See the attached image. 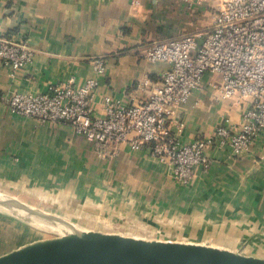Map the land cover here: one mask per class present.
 <instances>
[{
    "label": "crops",
    "instance_id": "1",
    "mask_svg": "<svg viewBox=\"0 0 264 264\" xmlns=\"http://www.w3.org/2000/svg\"><path fill=\"white\" fill-rule=\"evenodd\" d=\"M165 1H144L133 9L128 0H0V40L20 38L37 49L15 77L0 63V98L44 92L70 77L82 82L94 75L97 58L106 68L99 94L122 96L145 74L158 81L167 66L143 60L136 48L172 36L161 27L163 21L169 24V12H184L185 5ZM203 80L202 91L175 109L184 141L210 134L225 114L239 119L236 101H216L211 76ZM208 155L209 172L198 170L192 185L185 186L146 150L125 148L105 161L69 126L13 117L0 101L1 192L46 198L69 212L78 205L96 226L122 224L140 237L264 259V137L236 158L214 150Z\"/></svg>",
    "mask_w": 264,
    "mask_h": 264
},
{
    "label": "built area",
    "instance_id": "2",
    "mask_svg": "<svg viewBox=\"0 0 264 264\" xmlns=\"http://www.w3.org/2000/svg\"><path fill=\"white\" fill-rule=\"evenodd\" d=\"M128 1L136 9L144 1L158 0ZM176 1L193 5L207 0ZM206 6L214 11L206 27L136 48L143 60L167 66L158 81L145 74L122 96L99 94V78L106 68L97 58L92 62L94 75L82 82L74 77L56 80L44 92H13L0 101L13 117L69 126L92 144L101 159L111 160L125 148L146 150L152 161L170 169L176 181L190 186L198 170L211 169L209 150L236 158L264 137V0H214ZM202 34L192 55L194 37ZM36 53L23 39L0 40V63L9 77H15ZM207 74L214 99L235 100L239 119L225 114L210 134L184 141L175 109L202 91Z\"/></svg>",
    "mask_w": 264,
    "mask_h": 264
},
{
    "label": "water",
    "instance_id": "3",
    "mask_svg": "<svg viewBox=\"0 0 264 264\" xmlns=\"http://www.w3.org/2000/svg\"><path fill=\"white\" fill-rule=\"evenodd\" d=\"M204 35L195 36L194 55ZM0 206L59 223L71 233L38 240L0 255V264H264V259L193 242H178L95 230H81L73 222L37 210L13 197Z\"/></svg>",
    "mask_w": 264,
    "mask_h": 264
},
{
    "label": "rangeland",
    "instance_id": "4",
    "mask_svg": "<svg viewBox=\"0 0 264 264\" xmlns=\"http://www.w3.org/2000/svg\"><path fill=\"white\" fill-rule=\"evenodd\" d=\"M165 2L168 6L171 7L173 5L181 4L176 0H166ZM207 3L212 4L214 3V0H207L206 2H202L199 4L195 3L193 5L184 3L185 11L179 12L178 10H171V13L169 12L167 21L169 22V24H166L165 21H163L164 24L161 27L164 29L168 27L167 30H169V32H171L173 36L179 33L190 32L206 27L207 25H209L211 16L214 13V11L210 7L206 6ZM105 161L110 160L105 159ZM0 193L6 197L8 196L17 198L21 201L27 200L29 206L37 210L48 212L52 215L67 219L73 222L81 230H95L101 232L137 236L135 235V230L132 231L130 229H127V227L125 225L122 226V224L114 225L113 223L111 227L96 226L93 221L91 222L87 220L86 214L78 211L82 208L73 203V205H71V210L73 212H69L65 208L50 205L47 202L49 201V199L46 198H38L34 196L26 198V196L21 197L1 191ZM36 201L38 202L35 204ZM54 209H56L57 211ZM59 229H61V226L56 222L53 223L51 221L41 219L37 216L29 215L26 211L22 212V210L16 208L6 209V207L0 206V255L25 244L66 234L65 231L58 232Z\"/></svg>",
    "mask_w": 264,
    "mask_h": 264
},
{
    "label": "bare ground",
    "instance_id": "5",
    "mask_svg": "<svg viewBox=\"0 0 264 264\" xmlns=\"http://www.w3.org/2000/svg\"><path fill=\"white\" fill-rule=\"evenodd\" d=\"M3 197H6V196H4L3 194H1L0 193V198H3ZM7 209V208H6ZM16 209H18V208H16ZM20 210V209H19ZM23 212V211H22ZM59 224V223H58ZM41 225V224H40ZM60 226H61V229H59V231L58 232H61V231H65L66 232V234H68V233H71L72 232V230L71 229H69L68 227H66V226H64V225H61V224H59ZM45 226V225H44ZM51 226H53V225H51ZM55 227V226H54ZM50 229V228H49ZM54 229H56V228H54ZM60 236V235H59Z\"/></svg>",
    "mask_w": 264,
    "mask_h": 264
}]
</instances>
